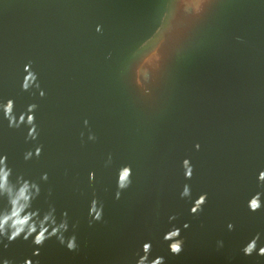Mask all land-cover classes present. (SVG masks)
<instances>
[{"label": "water", "instance_id": "95a60500", "mask_svg": "<svg viewBox=\"0 0 264 264\" xmlns=\"http://www.w3.org/2000/svg\"><path fill=\"white\" fill-rule=\"evenodd\" d=\"M29 61L43 99L21 91ZM8 98L17 118L38 105L39 137L26 141L28 129H9L0 113V156L13 179L39 184L33 209L52 206L58 221L67 212L78 250L55 238L39 249L33 238L4 240L0 264H133L149 241L166 264H264L241 251L257 232L264 239V208H247L264 191V0H0V101ZM41 145L39 159L24 160ZM126 165L132 185L117 200ZM184 184L191 199L180 198ZM93 198L103 220L90 227ZM174 226L185 240L179 256L163 242Z\"/></svg>", "mask_w": 264, "mask_h": 264}, {"label": "clouds", "instance_id": "9594fccd", "mask_svg": "<svg viewBox=\"0 0 264 264\" xmlns=\"http://www.w3.org/2000/svg\"><path fill=\"white\" fill-rule=\"evenodd\" d=\"M101 26H97L96 31L99 32ZM23 79L21 82V91L32 93L33 89L39 92L41 99L45 97V92L41 89L38 74L32 68V62L29 61L23 68ZM38 105L30 104L26 111L19 114L17 118L15 110V101L8 98L0 101V113L3 119L7 121L9 129H20L26 127L28 129L26 141H36L39 137L38 125L36 123V111ZM85 126L88 121H84ZM83 138V133H81ZM88 140L95 141L96 136L89 134ZM43 146H38L33 151H27L24 154V160L30 161L33 158L39 159L42 155ZM195 149L200 150V145L196 144ZM111 156L108 158V164L111 163ZM7 156H0V201H4L5 206L0 208V243L4 240L7 241L4 247L7 248L9 244L15 242L17 239L23 238L24 241L32 239L33 245L37 249L42 248L44 244L55 238L61 246L66 247L69 252H76L78 250L77 237L75 234L71 236L65 235L69 231V221L67 212L62 213L61 219L58 221L56 217V209L49 206L48 211L41 214L39 209H33V202L40 196L41 189L38 183L25 179L24 176L18 175L13 179V169L8 165ZM107 166V164H106ZM185 180H191L193 177L194 168L188 159L182 162ZM133 171L130 165L121 166L117 171L116 178V193L115 199L119 200L121 194L130 188L132 185ZM42 180L47 181V173L43 174ZM89 184L96 182V173L89 172ZM258 185L264 189V171L258 175ZM192 192L189 184L183 185V190L180 193L181 199H191ZM208 200L207 193L200 194L197 199L192 202L190 214L198 216L204 209ZM247 208L250 212L256 213L264 208V191H258L251 196L247 202ZM88 215L89 226L93 223H98L103 220V204L93 198ZM175 215L169 217V222L176 220ZM189 224L185 223L183 229L187 230ZM76 225H72L73 231ZM228 230L234 229L233 224L227 225ZM163 242L167 244L168 251L173 256H179L184 250L185 240L181 236V229L172 227L163 235ZM218 247H223V242H218ZM246 257L256 255L257 257L264 258V239L261 233L257 232L241 249ZM153 247L152 243L145 242L142 248L134 253L133 264H166L163 256L152 258ZM40 252L37 250L33 252V256L39 257ZM3 264H15L14 261L5 259ZM23 264H33V260L27 259ZM35 264H40L39 260Z\"/></svg>", "mask_w": 264, "mask_h": 264}]
</instances>
